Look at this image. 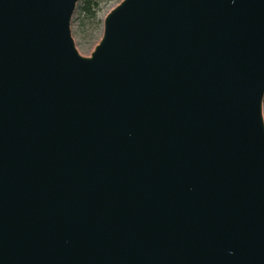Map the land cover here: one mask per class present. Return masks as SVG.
Instances as JSON below:
<instances>
[{
    "label": "water",
    "instance_id": "obj_1",
    "mask_svg": "<svg viewBox=\"0 0 264 264\" xmlns=\"http://www.w3.org/2000/svg\"><path fill=\"white\" fill-rule=\"evenodd\" d=\"M0 0V264H264V0Z\"/></svg>",
    "mask_w": 264,
    "mask_h": 264
},
{
    "label": "rangeland",
    "instance_id": "obj_2",
    "mask_svg": "<svg viewBox=\"0 0 264 264\" xmlns=\"http://www.w3.org/2000/svg\"><path fill=\"white\" fill-rule=\"evenodd\" d=\"M99 2L96 16L85 18L79 13L80 1L72 18L71 29L78 51L83 56H90L95 46L101 41L104 34V20L106 15L123 0H95ZM264 114V102H263Z\"/></svg>",
    "mask_w": 264,
    "mask_h": 264
},
{
    "label": "trees",
    "instance_id": "obj_3",
    "mask_svg": "<svg viewBox=\"0 0 264 264\" xmlns=\"http://www.w3.org/2000/svg\"><path fill=\"white\" fill-rule=\"evenodd\" d=\"M79 13L82 15V20L85 18H93L96 16V11L99 6V2L95 0H79Z\"/></svg>",
    "mask_w": 264,
    "mask_h": 264
}]
</instances>
